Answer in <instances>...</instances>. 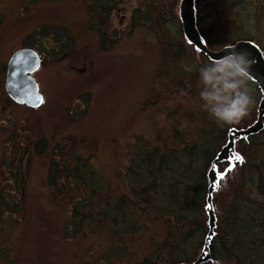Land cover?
Here are the masks:
<instances>
[{
  "label": "trees",
  "instance_id": "obj_1",
  "mask_svg": "<svg viewBox=\"0 0 264 264\" xmlns=\"http://www.w3.org/2000/svg\"><path fill=\"white\" fill-rule=\"evenodd\" d=\"M60 1L83 4L87 25H95L103 40L112 13L124 0ZM179 1L137 0L126 23L128 30L147 29L160 49L154 78L159 89L144 104L158 96L169 103L156 109L166 124L165 133H157L153 142L135 136L132 146H127L131 154L113 193L100 187L101 177L86 164L78 163L80 156H72L61 168L49 164L47 187L63 179V184L70 185L67 197L77 199L64 224L63 238L90 235L97 241L96 247L85 249L83 260L79 254L78 264H192L208 233L206 199L212 162L231 129H243L255 121L260 91L252 80L248 84L254 103L240 123L221 124L203 108L198 69L210 60L185 41ZM195 10L198 31L208 49L251 41L264 55V0H195ZM48 26L37 31L33 43L40 45ZM50 29L58 37L55 44L66 45L61 29ZM116 41L113 33L112 42ZM33 43L24 45L33 47ZM234 148L242 162L232 159L215 165L222 177L212 194L216 227L208 246L210 261L205 264H264V128L235 139ZM2 194L0 190V205L6 202ZM8 212L18 213L16 209ZM3 213L5 208H0Z\"/></svg>",
  "mask_w": 264,
  "mask_h": 264
},
{
  "label": "rangeland",
  "instance_id": "obj_2",
  "mask_svg": "<svg viewBox=\"0 0 264 264\" xmlns=\"http://www.w3.org/2000/svg\"><path fill=\"white\" fill-rule=\"evenodd\" d=\"M136 2L124 0L112 13L102 40L100 30L87 25L81 3L0 0V63L25 42L33 43L37 31L48 25L40 45L34 42L33 47L45 54L56 51L46 54L35 74L44 97L40 108L4 106V92L0 95V190L6 200L0 205L5 208L0 215V264H78L79 254L83 260L85 249L96 247L97 241L90 235L63 238L77 199L66 197L70 185L61 186L63 179L47 187L49 164L61 168L80 156L78 163L86 164L101 177L100 187L113 193L135 136L153 142L157 133H165L156 109L169 103L158 96L144 104L159 89L154 78L160 49L147 29L128 30L126 25ZM54 26L66 45L55 44L58 37L49 33ZM12 143L17 145L13 153ZM12 209L18 213L8 212ZM86 259H91L88 253Z\"/></svg>",
  "mask_w": 264,
  "mask_h": 264
},
{
  "label": "water",
  "instance_id": "obj_3",
  "mask_svg": "<svg viewBox=\"0 0 264 264\" xmlns=\"http://www.w3.org/2000/svg\"><path fill=\"white\" fill-rule=\"evenodd\" d=\"M178 17L181 24V30L187 43L193 46L198 53L204 54L210 61L219 59L226 54V49L231 46L237 52H246L253 61L250 67L252 81L260 90L261 97L258 102L256 120L248 127L243 129H231L228 133L227 143L219 151L213 160L208 172V194L206 199V213L208 216V233L205 239L204 247L199 257L192 264H204L210 261L209 242L214 236L216 227V216L212 208V194L218 188V182L222 175H218L215 165L230 161L235 154V139L247 138L255 135L264 128V55L260 48L251 41H238L232 45L222 47L218 50H210L203 42L202 37L196 25L195 0H180L178 6ZM40 66V60L37 54L29 49H21L15 52L8 62L5 89L8 96L19 105H26L35 109L42 105L43 95L39 91V86L31 76ZM42 101V102H41ZM239 155V154H238ZM240 156V155H239ZM240 162V161H238Z\"/></svg>",
  "mask_w": 264,
  "mask_h": 264
},
{
  "label": "clouds",
  "instance_id": "obj_4",
  "mask_svg": "<svg viewBox=\"0 0 264 264\" xmlns=\"http://www.w3.org/2000/svg\"><path fill=\"white\" fill-rule=\"evenodd\" d=\"M252 63L246 52L229 46L224 56L198 69L203 108L217 122L234 125L249 115L254 103L248 84Z\"/></svg>",
  "mask_w": 264,
  "mask_h": 264
},
{
  "label": "flooded vegetation",
  "instance_id": "obj_5",
  "mask_svg": "<svg viewBox=\"0 0 264 264\" xmlns=\"http://www.w3.org/2000/svg\"><path fill=\"white\" fill-rule=\"evenodd\" d=\"M27 46L26 45H24V46H22V47H19L18 49H20V48H26ZM28 48H32V47H28ZM35 48V47H34ZM33 48V49H34ZM17 49V50H18ZM37 52H38V54H39V56H40V59H41V67H40V69L42 68V66H43V62H44V60H45V57L47 58V55L48 54H52V52L53 53H55V50H47V51H45L46 52V54L42 51V52H40L39 50H37V49H35ZM16 51V50H15ZM14 51V52H15ZM14 52H12V54L14 53ZM51 52V53H50ZM12 54L11 55H9L8 56V58H7V60L5 61V62H1L0 63V72H2V74H3V77L1 78L0 77V87L1 88H3V90H2V92H0V95L1 94H3V92H4V96H5V98H4V106H8V107H10V106H12V105H15V106H18L17 104H15L10 98H9V96L7 95V92H6V89H5V84H6V76H7V70H8V62H9V59H10V57L12 56ZM48 59V58H47ZM36 74V73H35ZM35 74H34V77H35ZM36 79V78H35ZM5 107H3V109H4ZM0 116H2V114H0ZM5 130H7L6 128H5ZM16 149H17V145H15V144H13L12 143V153L14 152V151H16ZM14 158V157H13ZM13 161V159H10V162H12ZM49 168V167H48ZM11 178H14V177H8L7 176V179L8 180H11ZM20 179H22L23 180V178H20ZM21 180V181H22ZM46 182H47V180H46ZM5 183H9L8 185L9 186H11V184H12V182L11 181H5ZM13 185V184H12ZM57 185V184H56ZM61 185H67V182L65 183V184H61ZM65 191H67V190H65ZM10 196V195H12V191H11V193H9V194H7V196ZM68 196V194H66V197ZM62 197L64 198L65 197V194L63 193V195H62Z\"/></svg>",
  "mask_w": 264,
  "mask_h": 264
},
{
  "label": "snow or ice",
  "instance_id": "obj_6",
  "mask_svg": "<svg viewBox=\"0 0 264 264\" xmlns=\"http://www.w3.org/2000/svg\"><path fill=\"white\" fill-rule=\"evenodd\" d=\"M233 159L242 162V158L238 154H235L234 157H233Z\"/></svg>",
  "mask_w": 264,
  "mask_h": 264
}]
</instances>
